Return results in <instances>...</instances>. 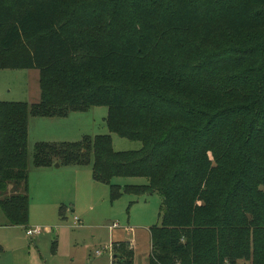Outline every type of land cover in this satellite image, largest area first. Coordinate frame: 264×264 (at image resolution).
Listing matches in <instances>:
<instances>
[{"label": "trees", "instance_id": "1", "mask_svg": "<svg viewBox=\"0 0 264 264\" xmlns=\"http://www.w3.org/2000/svg\"><path fill=\"white\" fill-rule=\"evenodd\" d=\"M2 68L41 75L39 103L0 102L7 225H29L30 116L107 106L141 150L39 143L36 168L92 163L113 199L148 178L124 192L163 196L149 264H264V0H0Z\"/></svg>", "mask_w": 264, "mask_h": 264}, {"label": "rangeland", "instance_id": "2", "mask_svg": "<svg viewBox=\"0 0 264 264\" xmlns=\"http://www.w3.org/2000/svg\"><path fill=\"white\" fill-rule=\"evenodd\" d=\"M40 81L38 70L0 69V102L39 103ZM108 114L107 106H95L66 117L30 116L29 225H4L0 208V264H120L114 256L121 247L133 250L134 264L150 263L151 229L161 224L163 196L124 192L126 187L147 186L148 178L114 177L112 185L122 195L113 199L110 185L94 179L92 163L75 166L53 159L46 169L34 163L39 143H80L99 135H110L116 152L141 150V142L111 133ZM76 217L82 220L79 226ZM30 229L40 233L31 236ZM97 251L103 254L97 256Z\"/></svg>", "mask_w": 264, "mask_h": 264}, {"label": "built area", "instance_id": "3", "mask_svg": "<svg viewBox=\"0 0 264 264\" xmlns=\"http://www.w3.org/2000/svg\"><path fill=\"white\" fill-rule=\"evenodd\" d=\"M76 225H80V221H79V218H77L76 217ZM111 228L112 229H116L117 228V224H114L113 226H111ZM40 233V230H37V229H35V230H33V229H30L29 231H28V234L29 235H31V236H35V235H37V234H39ZM114 247V246H113ZM107 250V249H106ZM103 253L101 252V251H97L96 252V255L97 256H101Z\"/></svg>", "mask_w": 264, "mask_h": 264}, {"label": "crops", "instance_id": "4", "mask_svg": "<svg viewBox=\"0 0 264 264\" xmlns=\"http://www.w3.org/2000/svg\"><path fill=\"white\" fill-rule=\"evenodd\" d=\"M79 221H80V223H82V220L80 218H79ZM2 223H4V225H5V223H7V219H6V221H2Z\"/></svg>", "mask_w": 264, "mask_h": 264}, {"label": "water", "instance_id": "5", "mask_svg": "<svg viewBox=\"0 0 264 264\" xmlns=\"http://www.w3.org/2000/svg\"><path fill=\"white\" fill-rule=\"evenodd\" d=\"M60 166H61L60 164H57L56 168H60ZM114 258H116V256H114Z\"/></svg>", "mask_w": 264, "mask_h": 264}]
</instances>
